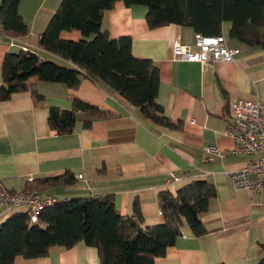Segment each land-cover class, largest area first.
I'll list each match as a JSON object with an SVG mask.
<instances>
[{
  "label": "crops",
  "instance_id": "crops-1",
  "mask_svg": "<svg viewBox=\"0 0 264 264\" xmlns=\"http://www.w3.org/2000/svg\"><path fill=\"white\" fill-rule=\"evenodd\" d=\"M61 1L21 0L19 10L29 31L14 38L0 30V84L5 55L24 45L42 59L70 64L39 48L40 35ZM146 15L145 5L127 6L119 0L105 10L102 26L113 38L130 35L133 54L157 65L161 81L157 102L181 128L144 118L116 90L89 76L77 88L32 77L26 90L0 101V187L25 191L35 177L71 173L74 183L36 193L59 198L111 195L124 216L133 213L138 199L146 223L162 224L166 219L161 193H175L195 180H207L217 189L208 211L201 215L209 232L195 236L185 222L175 245L155 258V264H257L264 255V189L254 193L235 188L232 174L253 157L232 151L234 141L227 130L234 100L264 103V48L231 38L227 21L223 33L228 45L241 49L236 61L202 64L176 59L174 41L194 45L197 33L175 23L151 28ZM62 38L79 40L82 33L67 30ZM33 89L44 102H35ZM73 97L112 116L94 120L91 127L79 120L72 133L58 134L49 125V107L70 109ZM208 146L217 147L223 156L207 152ZM173 175L178 180L166 186ZM20 211L25 208L6 211L0 204V223ZM12 264H101V259L96 247L80 241L72 247L53 246L46 256L19 255Z\"/></svg>",
  "mask_w": 264,
  "mask_h": 264
},
{
  "label": "trees",
  "instance_id": "trees-1",
  "mask_svg": "<svg viewBox=\"0 0 264 264\" xmlns=\"http://www.w3.org/2000/svg\"><path fill=\"white\" fill-rule=\"evenodd\" d=\"M119 0H62L39 38V48L70 63L45 60L27 47L5 55L0 101L26 90L28 80L65 83L77 88L89 76L116 90L141 115L168 128H181L157 102L160 73L151 59L133 54L130 35L113 38L103 28L105 10ZM127 6L147 7L151 28L172 23L192 28L202 35L223 33V24L231 23L230 37L247 46L264 48V0H122ZM21 0H1L0 30L14 38L27 35L29 28L20 13ZM77 29L82 38H62V32ZM224 34V33H223ZM23 46V47H24ZM36 103L44 97L33 89ZM49 125L58 134L73 132L77 122L91 127L96 119L112 113L73 97L72 107H49ZM30 183V182H29ZM74 183L71 173L56 177H35L25 190L36 193L43 188ZM217 196L216 186L207 180H195L175 193L165 191L160 204L165 223L147 224L138 199L133 213L121 215L111 195L59 198L45 208L37 222L26 211L16 212L0 223V264H12L23 255L46 256L53 246L72 247L80 241L98 249L101 264H155L182 235L188 223L195 236L209 232L201 215ZM57 197V196H56ZM225 264V263H219ZM257 264H264V255Z\"/></svg>",
  "mask_w": 264,
  "mask_h": 264
},
{
  "label": "built area",
  "instance_id": "built-area-1",
  "mask_svg": "<svg viewBox=\"0 0 264 264\" xmlns=\"http://www.w3.org/2000/svg\"><path fill=\"white\" fill-rule=\"evenodd\" d=\"M27 51V47H23ZM174 58L200 62H234L241 52L240 48L230 47L223 33L218 35L196 34L194 45L183 43L177 39L173 43ZM194 120V119H192ZM194 122V121H192ZM228 135L234 141L232 151L253 157L247 165L232 174L237 190L248 189L259 193L264 189V103L247 99H236L231 103ZM206 151L223 156L215 146L206 147ZM82 175H80L81 177ZM178 177L172 176L166 181L169 186ZM59 198L53 195H40L25 191L13 192L0 187V204L8 211L16 207H24L32 222L39 220L41 212ZM161 213H163L161 211Z\"/></svg>",
  "mask_w": 264,
  "mask_h": 264
}]
</instances>
